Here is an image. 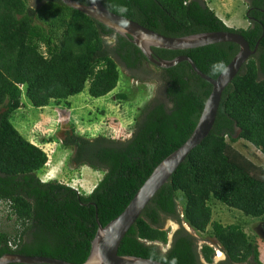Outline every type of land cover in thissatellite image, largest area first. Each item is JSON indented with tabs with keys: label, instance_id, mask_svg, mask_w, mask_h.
<instances>
[{
	"label": "trees",
	"instance_id": "16d2710c",
	"mask_svg": "<svg viewBox=\"0 0 264 264\" xmlns=\"http://www.w3.org/2000/svg\"><path fill=\"white\" fill-rule=\"evenodd\" d=\"M0 0V203L14 233L0 229V257L5 254L43 256L72 264L86 261L97 231L128 205L153 169L179 148L192 133L211 85L183 61L159 68L147 61L130 37H123L61 0ZM87 5L89 0H75ZM252 7L249 26L231 28L204 0H101L109 11L133 20L167 37L207 32L241 34L255 53L223 90L210 133L190 151L123 237L118 254L171 264H213L214 248L184 231L175 233L170 247L162 216L179 217L196 232H206L222 248L226 259L216 264H264V239L250 238L239 224L212 220L211 200L254 218L264 216V165H259L232 144L244 141L264 156V0H244ZM127 7L121 14L119 9ZM111 40V54L107 50ZM156 57L171 60L189 57L211 78V65H226L237 54L235 43L221 42L174 51L152 48ZM149 65L158 72L160 97L131 115L129 130L122 135L98 133L90 137L76 131L67 119L65 138H49L60 146H74L79 166L98 172L101 178L89 193L57 179L42 181L49 154L33 143L11 122L24 108L25 96L37 110L62 104L84 91L92 98L105 97L115 89L122 105L133 102L128 71ZM146 85L137 84L135 87ZM128 90V92H127ZM163 98V99H162ZM131 106V105H130ZM132 109V106H131ZM134 112V109H132ZM103 112V111H101ZM114 120V119H113ZM117 122V121H116ZM21 264V263H8Z\"/></svg>",
	"mask_w": 264,
	"mask_h": 264
},
{
	"label": "rangeland",
	"instance_id": "374dc122",
	"mask_svg": "<svg viewBox=\"0 0 264 264\" xmlns=\"http://www.w3.org/2000/svg\"><path fill=\"white\" fill-rule=\"evenodd\" d=\"M204 1L226 26L236 29L248 27L249 22L245 18L247 4H245L244 0ZM29 4L32 7L36 6L34 0H29ZM111 42V40H107L106 47L109 54H111ZM120 69L125 79L131 78L132 85L130 89L136 88L131 93L134 100L130 102L134 112L130 105H122L115 100L116 89L109 95L100 98H92L85 91L71 96L67 99L70 109L67 113L63 112V109H59L64 103L59 105L51 103L49 106L37 110L23 96L24 108L12 116L11 122L20 134L29 141L37 144L41 139L47 140L46 143H40V146L43 147L50 157L49 163L45 167V172L40 175L42 181L57 179L61 183L89 193L102 175L87 166H79V161H76L74 156L66 162L68 155L72 153L74 155V146L65 148L56 141L49 142L48 139L55 136L60 139L65 138V132L69 131V124L66 123L67 119L74 123L79 134L86 135L90 139H93L91 137L96 136L98 133H104L105 135L114 134V136L122 135L123 131L125 133L129 130L131 115L138 114L143 105L151 103L162 95L161 85L157 76L158 72L155 68L145 65V72L140 70L130 72L122 66H120ZM140 83L145 84L146 87L144 88L143 85L135 87ZM232 145L252 161L259 165H264V156L251 144L238 141ZM210 206L213 221H218L224 225L239 224L250 238L258 237L264 239V216L258 218L246 216L238 210L227 208L216 200H211ZM177 210L179 213L178 219L162 216L161 227L168 230V243L159 245L160 250L165 252L170 247L175 233L181 230L195 239L198 251L204 244L212 246L214 248L213 262L224 260L226 256L222 248L211 236V227H208L206 232H196L183 220L182 208L179 204ZM15 227L13 221L7 220L5 207L0 203V229L13 234ZM199 258L203 263V258L200 255Z\"/></svg>",
	"mask_w": 264,
	"mask_h": 264
},
{
	"label": "water",
	"instance_id": "95a60500",
	"mask_svg": "<svg viewBox=\"0 0 264 264\" xmlns=\"http://www.w3.org/2000/svg\"><path fill=\"white\" fill-rule=\"evenodd\" d=\"M61 2L74 10L80 11L97 22L107 26L115 33L130 37L131 42L140 49L148 62L159 68H170L180 62L186 61L191 69L203 80L211 85V92L207 97L197 123L188 139L176 150L165 157L151 172L142 186L134 194L125 209L105 226H101L98 220L97 231L91 241L89 255L82 264H164L151 259L135 256H123L118 254L119 245L127 231L141 217L160 188L169 181L173 172L181 165L192 149L210 133L220 103L221 95L227 85L237 75L243 64L255 53L258 48L257 41L250 48L248 42L239 33L233 32H207L184 37H167L155 31L149 30L137 22L117 15L106 9L101 0H89L87 5L75 0H61ZM231 42L235 43L239 50L227 64L228 74H219L211 78L200 71L194 62L185 55L177 56L171 60L162 59L153 55L152 48L182 51L204 47L211 44ZM226 259V257H225ZM224 259V260H225ZM214 262L213 264L218 263ZM72 264L60 259L43 256H27L21 254H5L0 257V264ZM204 263V260H203Z\"/></svg>",
	"mask_w": 264,
	"mask_h": 264
},
{
	"label": "clouds",
	"instance_id": "9594fccd",
	"mask_svg": "<svg viewBox=\"0 0 264 264\" xmlns=\"http://www.w3.org/2000/svg\"><path fill=\"white\" fill-rule=\"evenodd\" d=\"M119 12L123 15V14H126L128 12V9H127V7H121L119 9ZM211 70H212L213 74H222L225 76L229 72L227 65L223 61H215L211 65ZM171 264H178V259L173 257L171 260Z\"/></svg>",
	"mask_w": 264,
	"mask_h": 264
},
{
	"label": "flooded vegetation",
	"instance_id": "af4514ba",
	"mask_svg": "<svg viewBox=\"0 0 264 264\" xmlns=\"http://www.w3.org/2000/svg\"><path fill=\"white\" fill-rule=\"evenodd\" d=\"M252 11V7L250 6V3L248 2L247 3V8H246V13L249 14L250 12ZM249 26V25H248ZM156 49V48H155ZM153 51V50H152ZM153 55L156 57V54H154V51H153ZM180 56V55H179ZM159 57V56H158ZM155 66V65H154ZM139 71V70H138ZM140 71H142V69H140ZM201 262V261H200ZM205 264V263H203Z\"/></svg>",
	"mask_w": 264,
	"mask_h": 264
},
{
	"label": "bare ground",
	"instance_id": "6f19581e",
	"mask_svg": "<svg viewBox=\"0 0 264 264\" xmlns=\"http://www.w3.org/2000/svg\"><path fill=\"white\" fill-rule=\"evenodd\" d=\"M219 255H221V254H219Z\"/></svg>",
	"mask_w": 264,
	"mask_h": 264
}]
</instances>
